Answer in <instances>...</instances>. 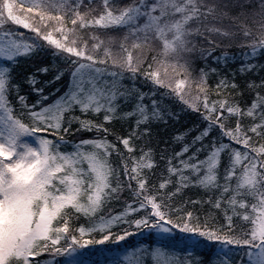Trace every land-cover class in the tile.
Instances as JSON below:
<instances>
[{"label":"snow or ice","instance_id":"1","mask_svg":"<svg viewBox=\"0 0 264 264\" xmlns=\"http://www.w3.org/2000/svg\"><path fill=\"white\" fill-rule=\"evenodd\" d=\"M258 57L264 0H0V264H264Z\"/></svg>","mask_w":264,"mask_h":264},{"label":"trees","instance_id":"2","mask_svg":"<svg viewBox=\"0 0 264 264\" xmlns=\"http://www.w3.org/2000/svg\"><path fill=\"white\" fill-rule=\"evenodd\" d=\"M258 59H264V57H258ZM255 78L259 79V77H255ZM186 122H191V121L190 120H186L185 117H182L181 121H180V125H184V124H186ZM177 126H179V125H177ZM112 207H113V210H118V208H116L114 205ZM81 222H84L83 218H81ZM234 258H238V256H236Z\"/></svg>","mask_w":264,"mask_h":264},{"label":"rangeland","instance_id":"3","mask_svg":"<svg viewBox=\"0 0 264 264\" xmlns=\"http://www.w3.org/2000/svg\"><path fill=\"white\" fill-rule=\"evenodd\" d=\"M21 31H26V30L21 29ZM97 247H99V246H97Z\"/></svg>","mask_w":264,"mask_h":264}]
</instances>
